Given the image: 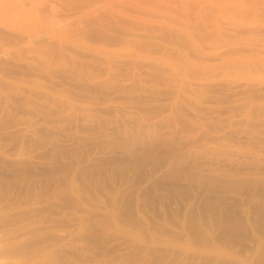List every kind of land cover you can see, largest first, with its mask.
<instances>
[{
  "label": "rangeland",
  "instance_id": "1",
  "mask_svg": "<svg viewBox=\"0 0 264 264\" xmlns=\"http://www.w3.org/2000/svg\"><path fill=\"white\" fill-rule=\"evenodd\" d=\"M0 264H264V0H0Z\"/></svg>",
  "mask_w": 264,
  "mask_h": 264
}]
</instances>
